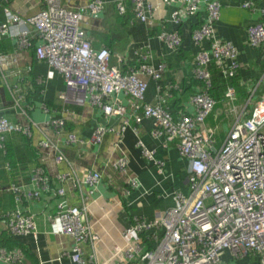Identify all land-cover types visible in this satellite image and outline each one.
<instances>
[{"label": "built area", "instance_id": "2783aa9c", "mask_svg": "<svg viewBox=\"0 0 264 264\" xmlns=\"http://www.w3.org/2000/svg\"><path fill=\"white\" fill-rule=\"evenodd\" d=\"M178 9L173 13V22L180 25L182 17H194L204 6L206 18L193 32V42L199 48L196 55L194 76L201 83L202 90L192 96V114L175 119L167 108V98L158 94L155 104L146 101L149 79L159 82L167 69L165 64L148 62L150 56L140 59L138 68L123 72L111 63V53L107 48L94 50L83 28L85 17L103 12V0H92L75 10L63 7L62 0H45L46 8L27 18L13 13L0 0V41L5 36L17 39L16 54H0V74L7 87V70L17 68L20 57L33 46L38 60L47 62L64 77L66 92L60 96L64 105L84 107L87 104L102 110L107 118L122 117L120 130L107 124L98 125L92 139L83 141L76 134L67 136L69 145H100L106 135L115 133L121 137L133 119L139 125L145 119L153 121V137L164 138L166 142H177V148L189 161V193L176 192L174 207L161 218L147 219L135 217L133 225L125 229L122 239L125 244L126 261L117 264H222V254L230 250L236 257L254 253L264 264V93L248 112L231 106L236 100L234 88L226 94L230 111L236 114L232 126L223 143L217 147V128H209L207 120L213 114L216 100L210 94L213 76L210 65L216 66L225 78H233L240 69L239 52L234 45L216 37V24L221 18L222 5L218 0H164ZM136 19L153 26L157 11L148 0H131ZM243 8L259 12L264 16V6L258 8L252 2H245ZM119 14L126 13V7L118 2ZM13 27L18 31L12 32ZM32 28V29H30ZM37 37L41 44L34 45ZM248 44L258 49L264 46V23H255L247 30ZM160 40L170 49L177 50L182 39L177 32H163ZM124 95L127 105L119 100ZM22 98L14 97L16 107L21 108ZM21 114L27 116L21 109ZM66 118L51 119L43 124L11 123L0 118V150L5 151L7 136L20 133L34 139L35 131L41 132L38 145L48 155L54 156L57 164L71 162L64 154L59 137L64 133ZM136 130V129H135ZM142 153L149 161H154V152L138 142ZM109 166L127 176L129 160L121 156ZM62 183L57 194L65 196L69 181L74 187L96 188L102 175L96 170L88 171L84 179L75 178L71 171L60 173ZM76 179V180H75ZM50 177L39 168L33 175L36 189H25L16 183L5 192L12 194L16 208L9 213L6 228L14 237L33 236L38 238V228L33 215L26 214L21 205L27 200H38L41 193L51 189ZM129 191L139 187L136 180H129ZM129 193V192H127ZM87 205L71 206L62 200L57 207L53 222H58L64 235L72 238L74 245L66 256L75 264H99L95 253L84 254V244L92 248L98 241L88 222ZM143 234H151L152 249L142 245ZM0 261L5 264H25L22 249H6L0 246Z\"/></svg>", "mask_w": 264, "mask_h": 264}, {"label": "crops", "instance_id": "0c3cea01", "mask_svg": "<svg viewBox=\"0 0 264 264\" xmlns=\"http://www.w3.org/2000/svg\"><path fill=\"white\" fill-rule=\"evenodd\" d=\"M91 1L62 0V5L75 10ZM148 1L157 8L153 26L136 19L131 0H103V12L85 17L82 26L93 49L98 51L107 48L112 54V65L123 72L138 68L144 55L150 56L148 62L151 64H165L167 69L161 81L148 80L146 101L155 104L161 93L167 98L169 112L178 119L194 112L192 96L202 90L201 83L194 76L199 48L193 42V32L203 24L206 10L203 6L196 16H183L181 24L176 25L173 13L178 6L167 4L164 0ZM218 1L222 5V13L216 24V37L220 41L231 43L239 52L240 86L238 89L234 88L236 100L231 106L240 109L249 101L251 106L253 100L256 99L257 102L264 93L263 57H260L262 49L250 47L247 37L248 28L255 23H264V16L245 9L242 5L252 2L261 8L264 0ZM118 2L126 7L124 15L118 12ZM1 3L23 18L34 16L46 8L45 0H1ZM0 21H6L4 14H1ZM15 31L18 29L13 27L12 32ZM163 32H177L182 39L180 48L173 50L163 43L160 40ZM33 41L34 45L41 44L37 37ZM0 42H6L5 51L9 52L0 54L18 52L17 39L14 37L5 36ZM33 50L34 46L21 55L17 68L7 70L11 89L0 74V118L4 117L15 124L28 123L29 119L36 124H43L51 119L66 118L65 130L59 137V143L71 166L57 164L54 156L37 146L42 139L41 132L35 131L32 142H27L22 147L6 142L5 151L0 150L3 153L0 154V240L7 232L3 217L16 208L12 194L5 192V189L14 183L25 189H36L33 175L37 169L42 168L50 177L51 189L41 193L40 199L27 200L21 205L26 214L34 216L39 236L37 239L33 236H13L16 247L24 252L25 264H75L66 256L72 250L74 241L62 233L58 222L52 221L62 200H66L71 206L87 205L91 232L99 239L95 248L89 243L84 244V254L88 257L95 253L99 264L123 263L126 257L122 233L133 225L135 217L161 218L174 207L173 197L176 192L185 195L189 193V161L181 156L176 141L166 142L164 138L153 137L154 124L150 119L143 120L139 125L130 119V124L121 137L115 133L108 134L100 145H69L68 134L74 133L85 142L92 139L95 128L101 124H107L117 132L122 126L123 118H107L102 110L90 104L84 107L64 105L60 98L66 92L63 75L47 62L38 60ZM226 94L221 105L218 107L216 104V110L207 120L209 128L218 129L217 147L225 140L236 117L230 111ZM14 97L22 98L21 108L16 107ZM119 100L127 105L124 95H120ZM21 109L26 111L27 116L21 114ZM138 142L154 152V161L144 157ZM31 151H35V158ZM123 155L129 160L127 176H121L109 166V163ZM91 170L102 175L101 183L96 188L85 186L80 190L69 181L64 185L65 196L57 194L62 186L57 178L60 173L71 171L75 178L82 180ZM129 180H136L139 187L129 191ZM142 240L145 249L154 247L151 234H143ZM0 264L5 263L0 261ZM222 264L262 263L254 253L236 257L230 250H225Z\"/></svg>", "mask_w": 264, "mask_h": 264}, {"label": "trees", "instance_id": "16d2710c", "mask_svg": "<svg viewBox=\"0 0 264 264\" xmlns=\"http://www.w3.org/2000/svg\"><path fill=\"white\" fill-rule=\"evenodd\" d=\"M6 46H7L6 42H0V52L9 53L8 51L7 52L5 51L7 49ZM261 49L262 50H261L260 57H263L261 63H262V66L264 67V46L261 47ZM33 53H35V50H33ZM209 68H211L210 70H212L211 72H212L213 83H214L213 87L210 89V94L216 100L218 107H219L221 105V103L223 102V100L225 99V94L227 93L229 87H233L235 89L239 88V86H240L239 75L237 73L233 78H225L224 75L220 72V70H218L216 68V66L210 65ZM215 110H216V107H215ZM6 140H7L6 141L7 144H10V142H12L17 147H20V146L22 147L27 142H32L31 139L25 137L24 135H22L20 133L11 134L7 137ZM11 150H12V147H11V149H9V152ZM0 154L3 155L2 151H0ZM31 155L35 158V151H31ZM26 157L28 158V156H26ZM17 161H18V159H17ZM7 215H5L3 217L4 220H6L8 218ZM144 238H146V237H144ZM0 246L4 247L6 249L16 248V241H15L14 237L11 234H9L8 231L1 236ZM147 247L149 248V245H147Z\"/></svg>", "mask_w": 264, "mask_h": 264}, {"label": "rangeland", "instance_id": "374dc122", "mask_svg": "<svg viewBox=\"0 0 264 264\" xmlns=\"http://www.w3.org/2000/svg\"><path fill=\"white\" fill-rule=\"evenodd\" d=\"M255 103H256V99H254V100H253V102H252V105H251V106H250V104H249L248 112H250V111H251V109L254 107ZM251 107H252V108H251Z\"/></svg>", "mask_w": 264, "mask_h": 264}]
</instances>
